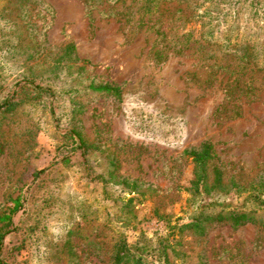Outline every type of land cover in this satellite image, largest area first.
<instances>
[{"label": "rangeland", "instance_id": "rangeland-1", "mask_svg": "<svg viewBox=\"0 0 264 264\" xmlns=\"http://www.w3.org/2000/svg\"><path fill=\"white\" fill-rule=\"evenodd\" d=\"M176 2L164 7L173 11ZM118 10L105 2L89 10L84 0H0V72L10 80L38 75L58 92L80 89L59 104L68 127L93 144L95 169H114L144 185L141 193L124 195L135 197L126 212L134 227L125 230L133 241L164 230L168 220H188L196 164L187 149L211 142L217 157L209 170L221 166L225 181L236 174L244 188L264 176V60L223 52L203 37L202 19L177 20L180 15L164 12L158 28L167 38L159 41L155 27L127 23ZM183 40L166 59L157 58L165 43ZM93 82L120 85L121 98L95 93ZM74 104L79 108L72 111ZM62 130L42 106L0 113V213L20 193L32 197L7 240L14 248L26 238L21 253L10 249L15 264H68L69 248L61 257L56 253L67 239L81 264H105L121 234L115 205L82 171V153L70 166L61 164L70 150L62 147ZM40 170L46 172L36 185ZM250 191L233 188L228 197L241 200ZM192 231H175L185 255L171 254L172 264H264L262 223L214 226L203 237Z\"/></svg>", "mask_w": 264, "mask_h": 264}, {"label": "trees", "instance_id": "trees-1", "mask_svg": "<svg viewBox=\"0 0 264 264\" xmlns=\"http://www.w3.org/2000/svg\"><path fill=\"white\" fill-rule=\"evenodd\" d=\"M173 1H177L178 4L175 10H169V5L164 7V4H171ZM84 2L89 10L105 2L108 7L119 9L118 16L124 18L127 23L134 22L140 27L152 25V28H156L159 41L161 38H167L165 32L158 28L161 26L159 24L164 12L180 15L177 20L202 19L203 37L216 42L223 52L239 55L245 61L264 60V0H84ZM183 5L186 6L180 7ZM201 9H203L202 15L198 13ZM186 10L190 11L191 17L185 14ZM136 16L139 17L135 19ZM185 43V40L177 41L172 45L165 43L155 52L157 58L165 57L166 59L165 52L171 46L176 48L177 44L185 45ZM89 88L95 93L121 98V86L114 82H105L100 85L93 82ZM79 90L72 89L70 93L66 90L58 92L55 86L38 75L23 74L15 80H10L8 75L0 72V113L17 114L28 105L48 108L56 127L63 129L61 131L62 147L70 149L60 159L61 164L70 166L73 163L71 157L78 151L82 153L84 159L82 171L86 179L93 185H101L102 195L115 205L116 211L113 216L118 222L120 220L122 227L110 259L105 264H172L171 254L185 255L183 251L178 250L181 242L175 238L177 229L179 232L191 229L195 235L203 237L211 228L219 225H230L233 229H238L247 223L264 225L263 174L259 175L256 183L251 185L249 188L251 191L247 196L241 200L229 198L228 195L233 188L249 189L241 185L236 174H232L228 181H225L226 171L221 166L216 165L212 171L209 170L211 161L217 155L213 144L204 141L200 146L184 151L185 156L192 157L196 164L195 178L189 188L192 200L189 205L191 210L187 214L188 220L182 223L177 221L174 225L168 220L164 230H158L152 236L142 232L135 240L129 241L125 230L134 225L126 216V212L133 209L135 197L126 199L124 195L141 193L140 190L144 185L139 183V179L118 177L114 169L106 173L95 169L90 158L93 144L88 143L77 128L68 127L70 119L66 116V112L61 110L59 104L64 95H74V92ZM233 90L234 88L229 89V92ZM78 108V104H74L72 111ZM2 150L3 143L0 139V152ZM111 163L114 165L116 162L112 159ZM45 172L46 170H40L36 173L34 178L36 185L41 182L42 174ZM31 199V191L25 194L20 193L12 200V206L0 213V264H15L8 259L10 249L13 247L7 240L19 228L17 218L20 212L22 219L28 213ZM25 245L26 238L12 249L13 255L21 253ZM65 248H69L73 254V259L68 264H81L68 239L60 248L56 247L58 257H61V252ZM200 264H208V262L201 259Z\"/></svg>", "mask_w": 264, "mask_h": 264}]
</instances>
